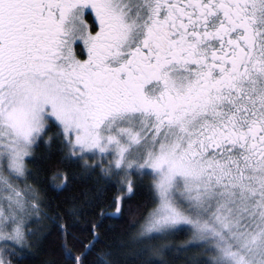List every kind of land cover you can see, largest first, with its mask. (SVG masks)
I'll use <instances>...</instances> for the list:
<instances>
[{"label": "snow or ice", "instance_id": "1", "mask_svg": "<svg viewBox=\"0 0 264 264\" xmlns=\"http://www.w3.org/2000/svg\"><path fill=\"white\" fill-rule=\"evenodd\" d=\"M42 145L120 185L117 214L150 177L70 264H264V0H0V264L45 215Z\"/></svg>", "mask_w": 264, "mask_h": 264}, {"label": "trees", "instance_id": "2", "mask_svg": "<svg viewBox=\"0 0 264 264\" xmlns=\"http://www.w3.org/2000/svg\"><path fill=\"white\" fill-rule=\"evenodd\" d=\"M34 156L35 160L29 162V168L39 175L45 215L35 225H30L39 231L36 237L30 238L34 242L20 264H70L65 253L71 250L75 256L84 250L79 246L73 248L74 242L83 241L87 245L94 234H101L103 240V233L112 235L128 231V223L134 219L131 210L143 207L149 199L146 185L150 177H145L136 194L123 202L121 213L115 214L116 198L122 195L120 185L99 172L85 171L81 164L65 159L55 147L42 145L35 150ZM123 195L129 196L127 192ZM85 200L90 202L84 203ZM60 224L74 225L72 235L65 236L59 230ZM190 240V233L181 232L162 243L180 249ZM101 248L103 244L90 254L89 259H93ZM125 251L130 253L131 248ZM199 254L200 250L196 248L189 249L187 253L174 252L166 258V264H189L192 257Z\"/></svg>", "mask_w": 264, "mask_h": 264}, {"label": "rangeland", "instance_id": "3", "mask_svg": "<svg viewBox=\"0 0 264 264\" xmlns=\"http://www.w3.org/2000/svg\"><path fill=\"white\" fill-rule=\"evenodd\" d=\"M127 194H128V193H127ZM128 195H130V194H128ZM120 196H121V195H120ZM120 196H118V197H120ZM118 197H117V198H118ZM117 198H116V202H117ZM114 213H115V214H117V213H116V210H115V212H114Z\"/></svg>", "mask_w": 264, "mask_h": 264}, {"label": "flooded vegetation", "instance_id": "4", "mask_svg": "<svg viewBox=\"0 0 264 264\" xmlns=\"http://www.w3.org/2000/svg\"><path fill=\"white\" fill-rule=\"evenodd\" d=\"M79 54V53H78ZM85 56H86V52H85Z\"/></svg>", "mask_w": 264, "mask_h": 264}]
</instances>
